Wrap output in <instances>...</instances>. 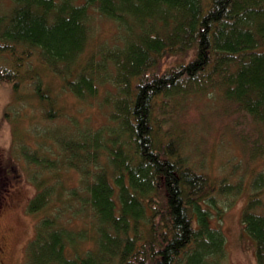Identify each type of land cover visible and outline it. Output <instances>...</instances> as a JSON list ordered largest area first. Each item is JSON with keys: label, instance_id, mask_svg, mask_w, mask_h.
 Listing matches in <instances>:
<instances>
[{"label": "trees", "instance_id": "16d2710c", "mask_svg": "<svg viewBox=\"0 0 264 264\" xmlns=\"http://www.w3.org/2000/svg\"><path fill=\"white\" fill-rule=\"evenodd\" d=\"M92 11L123 38L82 60ZM192 49L157 72L166 56ZM34 56L80 100L104 88L109 111L95 128L56 130L54 150L40 136L30 149L27 131L13 134V156L38 171L26 208L50 212L27 244V264H228L214 219L242 193L241 223L264 264V174L241 189L190 164L168 111L218 89L264 126V0H0V81L19 98L31 83L53 120L61 113L33 71ZM70 171L79 183L64 191Z\"/></svg>", "mask_w": 264, "mask_h": 264}, {"label": "rangeland", "instance_id": "374dc122", "mask_svg": "<svg viewBox=\"0 0 264 264\" xmlns=\"http://www.w3.org/2000/svg\"><path fill=\"white\" fill-rule=\"evenodd\" d=\"M122 38L123 31L113 21L92 11L89 40L81 59L85 60L87 54L100 47L118 44ZM192 52L193 49L185 55L166 56L157 72L161 73L171 64L190 59ZM32 63L41 85L48 88L55 97L61 116L53 120L44 118L43 111L33 96L34 88L31 83H25L21 87L19 98L12 90L11 83L0 81V152L6 154V159L23 180V203L38 192L34 184V176L38 175V171L36 167L26 164L23 158L16 159L13 156L18 155L17 148L10 145L17 134L16 130L27 131L26 145L30 149L41 146L38 139L40 136L43 139V149L50 147L54 150L58 145L56 130L57 133L67 134L75 126L95 128L105 121L109 111L101 104L104 88L100 89L98 96L80 100L63 87V80L39 63L36 56ZM168 111H171L169 119L172 123L178 124L177 132L190 164L211 173L216 180L226 176L227 183H236L241 189L247 185L249 188L248 182L259 173L264 174V126L225 101L218 89L192 94L175 109L171 110L169 106ZM40 175L47 177V172ZM79 179L77 172L70 171L64 177L62 189L76 187ZM247 198L246 193L237 195L228 206H222V219H214V224L222 230L225 237L228 264H256L253 240L244 231L240 219ZM25 209L11 211L3 223L5 233L14 242L9 264H27V244L35 236L38 222L50 213L33 214Z\"/></svg>", "mask_w": 264, "mask_h": 264}, {"label": "flooded vegetation", "instance_id": "af4514ba", "mask_svg": "<svg viewBox=\"0 0 264 264\" xmlns=\"http://www.w3.org/2000/svg\"><path fill=\"white\" fill-rule=\"evenodd\" d=\"M5 156L0 152V264H9L14 243L3 229L4 220L11 211L25 209L28 203L21 197L23 180Z\"/></svg>", "mask_w": 264, "mask_h": 264}]
</instances>
